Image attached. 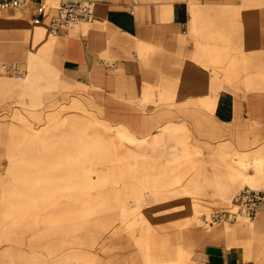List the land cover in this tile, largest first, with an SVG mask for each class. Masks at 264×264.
Returning a JSON list of instances; mask_svg holds the SVG:
<instances>
[{
  "label": "crops",
  "instance_id": "0c3cea01",
  "mask_svg": "<svg viewBox=\"0 0 264 264\" xmlns=\"http://www.w3.org/2000/svg\"><path fill=\"white\" fill-rule=\"evenodd\" d=\"M42 1L47 15L34 23ZM60 1L27 0L0 12V60L25 73L13 59L23 60L28 51L45 44L36 24L48 29V18ZM91 1L95 19L47 39L48 51L66 78L82 83L104 119L136 137L157 136L183 113H188L184 119L196 121L191 129L196 144L172 149L195 153L187 162L195 175L182 176L181 186L171 178L166 198L198 201L207 210L223 202L222 192L264 188V0ZM210 23L216 24L212 35L219 40L224 33L220 29L230 25L232 51H245L250 72L245 69L240 76L243 70H236L232 88L207 93L195 61L196 51H213L205 43ZM252 51H263L261 79L255 81ZM210 227L198 223L176 236L165 234L153 242L152 255L163 264L179 259L184 264H219L209 261L210 254L219 255L221 264H264V202L254 219L240 216Z\"/></svg>",
  "mask_w": 264,
  "mask_h": 264
},
{
  "label": "rangeland",
  "instance_id": "374dc122",
  "mask_svg": "<svg viewBox=\"0 0 264 264\" xmlns=\"http://www.w3.org/2000/svg\"><path fill=\"white\" fill-rule=\"evenodd\" d=\"M36 26L46 42L54 38ZM214 26L205 40L213 51H196L207 93L232 88L236 70L250 72L245 51H232L230 25L220 40ZM46 42L13 59L23 65L22 80L0 71V264H163L152 255L153 242L198 223L211 228L205 217L233 202L241 186L220 193L223 202L207 210L198 201L167 199L171 178L181 186L182 176L195 175L187 164L195 153L172 149L196 144V121L183 113L157 136L136 137L103 118ZM262 53L250 57L254 81Z\"/></svg>",
  "mask_w": 264,
  "mask_h": 264
},
{
  "label": "built area",
  "instance_id": "2783aa9c",
  "mask_svg": "<svg viewBox=\"0 0 264 264\" xmlns=\"http://www.w3.org/2000/svg\"><path fill=\"white\" fill-rule=\"evenodd\" d=\"M27 0H0V10H6L24 5ZM47 3L42 1L32 17L34 23L43 21L47 15ZM95 19L94 3L91 0H61L56 12L49 16L47 26L51 35L74 28L80 23L92 22ZM3 74L23 78V71L11 61L0 63ZM264 202V188L244 187L234 197L227 207L210 213L205 222L212 226L223 220H235L240 216L254 219Z\"/></svg>",
  "mask_w": 264,
  "mask_h": 264
},
{
  "label": "water",
  "instance_id": "95a60500",
  "mask_svg": "<svg viewBox=\"0 0 264 264\" xmlns=\"http://www.w3.org/2000/svg\"><path fill=\"white\" fill-rule=\"evenodd\" d=\"M209 261L212 263H219L221 264L223 262V259L219 255L210 254L208 257Z\"/></svg>",
  "mask_w": 264,
  "mask_h": 264
},
{
  "label": "bare ground",
  "instance_id": "6f19581e",
  "mask_svg": "<svg viewBox=\"0 0 264 264\" xmlns=\"http://www.w3.org/2000/svg\"><path fill=\"white\" fill-rule=\"evenodd\" d=\"M73 59H74V58H73ZM73 59H72V60H73ZM72 60H71V61H72ZM97 132H98V131H97ZM118 156H119V155H118ZM115 160H116V159H115ZM96 169H98V168H96ZM99 169H100V168H99ZM108 169H109V167H108ZM111 169H112V168H111ZM88 170H89V169H88ZM88 170H87V171H88ZM87 171H86V172H87ZM96 171H97V170H96ZM88 172H90V171H88ZM93 172H94V171H93ZM99 172H100V171H99ZM109 172H110V171H109ZM97 173H98V172H97ZM85 174H86V173H85ZM88 176H89V175H88ZM92 177H93V176H92ZM109 179H110V178H109ZM23 182H24V181H23ZM94 182H95V181H94ZM22 184H23V183H22ZM28 185H29V184H28ZM185 221H186V220H185ZM183 222H184V221H183ZM140 223H141V222H140ZM135 225H136V224H135ZM155 225H156V223H155ZM121 227H122V226H121ZM129 228H130V227H129ZM230 241H231V240H230ZM228 246H229V245H228ZM213 250H215V249H213ZM177 254H178V253H177ZM145 257H146V256H145ZM147 260H148V259H147ZM155 262H156V261H155ZM144 264H145V263H144Z\"/></svg>",
  "mask_w": 264,
  "mask_h": 264
}]
</instances>
